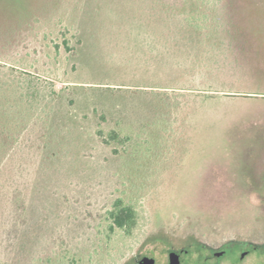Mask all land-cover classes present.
I'll list each match as a JSON object with an SVG mask.
<instances>
[{"label": "rangeland", "instance_id": "374dc122", "mask_svg": "<svg viewBox=\"0 0 264 264\" xmlns=\"http://www.w3.org/2000/svg\"><path fill=\"white\" fill-rule=\"evenodd\" d=\"M171 251L264 264V0H0V264Z\"/></svg>", "mask_w": 264, "mask_h": 264}, {"label": "trees", "instance_id": "16d2710c", "mask_svg": "<svg viewBox=\"0 0 264 264\" xmlns=\"http://www.w3.org/2000/svg\"><path fill=\"white\" fill-rule=\"evenodd\" d=\"M185 19L187 23L189 24V26L193 28L195 27L198 28L200 25L199 21L197 20L196 22L195 17L192 15H187ZM103 139L105 143H109L110 140L111 141L112 140L124 141L123 139H121V137L115 130H112L109 133V139L107 138H103ZM12 203L18 212L17 215L21 219L23 215V210H25L26 206L24 203V197L22 196L20 192L15 193L12 196ZM108 218L111 221V225H110L111 229L118 227L122 230H125L127 233H129L131 229H133L137 223V212L133 206L126 204L122 198H118L114 202L113 207L110 210H108Z\"/></svg>", "mask_w": 264, "mask_h": 264}, {"label": "flooded vegetation", "instance_id": "af4514ba", "mask_svg": "<svg viewBox=\"0 0 264 264\" xmlns=\"http://www.w3.org/2000/svg\"><path fill=\"white\" fill-rule=\"evenodd\" d=\"M215 251H216V250H215ZM215 251L212 252V253H209V254H207V255H205V256H203V254H201V256H200L201 259H198L197 264H221V263L219 262V257H220L221 255L216 254ZM230 251H231V246H229V245H225V246H224V250H223V254H228ZM243 252H245L244 255H243ZM243 252H242V258L245 257V256L250 252V250L247 249V250H244ZM202 257H203V258H202ZM179 259H180V256H179ZM180 262H181V261H180Z\"/></svg>", "mask_w": 264, "mask_h": 264}, {"label": "water", "instance_id": "95a60500", "mask_svg": "<svg viewBox=\"0 0 264 264\" xmlns=\"http://www.w3.org/2000/svg\"><path fill=\"white\" fill-rule=\"evenodd\" d=\"M244 254H245V252H243V255ZM170 259H171L170 264H179L180 263L179 254L176 251L170 252ZM138 264H155V259L150 258V257H145L142 260H140V262Z\"/></svg>", "mask_w": 264, "mask_h": 264}]
</instances>
